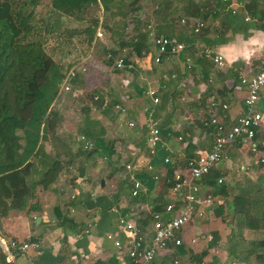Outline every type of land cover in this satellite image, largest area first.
<instances>
[{
  "label": "crops",
  "instance_id": "0c3cea01",
  "mask_svg": "<svg viewBox=\"0 0 264 264\" xmlns=\"http://www.w3.org/2000/svg\"><path fill=\"white\" fill-rule=\"evenodd\" d=\"M232 1L239 4L234 14L223 11L219 0H112L107 9L99 3L87 6L81 21H64L68 30H81L89 18L100 25L90 43L84 36L65 43L70 45L65 55L71 58L69 66L84 64L87 70L66 92L70 99H55L60 126L48 131L41 143L38 172L52 164L53 181L36 189L28 210H10L0 218V238L33 239L40 247L38 253L16 254L15 264H128L106 235L126 243L127 235L117 225L120 218L149 235L150 212H161L165 203L177 200L166 180L174 172L188 177L185 160L211 147V128L200 126L208 104L226 105L218 120L227 127L234 124L246 95L240 79L264 67V0ZM191 20L205 22L198 35L190 33ZM159 36L183 44V51L155 64L152 37ZM136 42L139 48L132 47ZM205 47L222 57L221 66L202 56ZM122 50L125 66L117 71L112 64ZM148 89L155 92L157 104L145 97ZM146 109L154 110L159 126L154 155L145 143ZM255 110L264 117V86ZM81 137L92 143L91 151L82 150ZM253 140L264 142V125ZM223 154L219 169L200 182V196L212 195L213 205L203 218H192L181 228L180 246L160 251L152 264H173V259L178 264H230L225 247L231 199L214 194L213 180L222 172L226 192L246 179L264 188V169L247 143L228 145ZM126 164L132 165V174L124 169ZM130 175L141 185L136 198L130 196ZM89 223L93 226L85 232Z\"/></svg>",
  "mask_w": 264,
  "mask_h": 264
},
{
  "label": "trees",
  "instance_id": "16d2710c",
  "mask_svg": "<svg viewBox=\"0 0 264 264\" xmlns=\"http://www.w3.org/2000/svg\"><path fill=\"white\" fill-rule=\"evenodd\" d=\"M40 2L0 0V218L10 210H28L36 189L54 179L52 164L38 172V159L43 157L41 143L47 132L60 126L61 115L53 105L63 94L61 84L68 68L54 61L45 42L54 36L57 43L84 36L90 43L100 25L97 19H87L81 30L63 29L64 21H81L87 6L99 3L107 9L112 0H48L44 17L36 18ZM138 44L131 45L139 48ZM214 194H228L231 199V228L225 247L229 263L264 264V238L246 239L245 235L264 231L260 182L246 179L227 192L222 184L214 188ZM0 262L6 264L1 250Z\"/></svg>",
  "mask_w": 264,
  "mask_h": 264
},
{
  "label": "built area",
  "instance_id": "2783aa9c",
  "mask_svg": "<svg viewBox=\"0 0 264 264\" xmlns=\"http://www.w3.org/2000/svg\"><path fill=\"white\" fill-rule=\"evenodd\" d=\"M223 11L226 13L234 14L236 7L239 5L232 0H219ZM247 21V18L244 19ZM185 20L181 19L180 23L185 24ZM188 23L190 33L198 35L205 28V22L202 20H191ZM264 26V22H263ZM150 29V26H147ZM152 31L149 35L152 36ZM152 43L156 52L153 59L155 64L161 60L167 61L170 57L177 55L183 51L184 47L181 43H176L167 37L159 36L152 37ZM202 56L210 59L215 66L222 65V57L218 54H212V51L205 47L202 50ZM124 50L122 54L117 57L113 62L112 67L114 70H122L124 68ZM64 80L61 84V92L66 93L70 91L69 81L75 79L79 75L86 73L84 64H72L67 67ZM240 83L245 86L246 95L243 99V113L238 116L235 123L227 127L220 120H218L217 113L223 112L226 105L211 102L206 109V117L200 120V126L206 130L211 128V147L208 152L196 158L185 160L184 167L188 172V177H184L179 172H174L170 180L166 182L170 185V192L176 196V201H168L163 205L161 212H150L151 218V232L149 235L143 233L138 226L133 222L127 221L123 218L118 219L117 225L119 231L127 235L126 243L123 244L119 240H115L111 235H106V239L112 242L113 247L117 253L125 255L128 259V264H152L154 257L168 246L178 247L182 244L180 233L181 228L190 222L192 218H203L207 208L213 205V196L206 193L199 194L200 182L212 170L219 169V165L225 159L224 150L228 145L235 142H244L248 145V150L251 154L256 155L258 163L264 169V142L254 141L255 131L260 126L264 125V117L261 113L255 110V106L262 87L264 86V67H261L255 75L250 78H241ZM145 97L151 99L153 104H157L158 98L155 92L148 89L144 92ZM97 96L92 99L95 100ZM146 112V147L149 155H154L160 142V133L158 121L154 117V110H145ZM131 125V124H129ZM187 133L179 135L178 141H181ZM83 151H91L93 149L92 143L85 139L80 138ZM102 159H105L102 157ZM169 158L164 159L167 163ZM124 169L132 174V165H124ZM147 170L151 166H146ZM154 180H159V175L153 176ZM129 181L131 183L130 196L136 198L141 189L140 183L130 175ZM215 186L223 184V173L213 180ZM72 198V197H71ZM141 209V207L139 206ZM93 226L92 223L87 225L85 232ZM193 242V241H192ZM0 250L4 255L6 264H15L14 257L18 253H23L26 250H31L34 253L40 251L39 244L36 242H24L18 240H8L0 238ZM173 264H178L177 259H173ZM22 264H32L29 261ZM107 264V263H106ZM203 264V263H201ZM217 264H223L218 262Z\"/></svg>",
  "mask_w": 264,
  "mask_h": 264
},
{
  "label": "rangeland",
  "instance_id": "374dc122",
  "mask_svg": "<svg viewBox=\"0 0 264 264\" xmlns=\"http://www.w3.org/2000/svg\"><path fill=\"white\" fill-rule=\"evenodd\" d=\"M47 3H48V0H41L40 4L36 7V10H35V17L36 18L44 17V15L47 11L46 10L47 9V6H46ZM67 27H69V25L65 24V22H64L63 23V29H65ZM54 38L56 39V36L48 38L47 41L45 42L46 51L48 53L52 54L55 62L60 63L65 67H69V63H70L71 58L65 59V55H66V53H68V51H69L68 48L70 45H66L62 41L60 43H57V41L54 40ZM70 97L71 96L69 95V93H67V94L65 93V94L60 96V98L62 100H68V99H70ZM245 235L247 236L246 239L255 238V237L256 238H264V231H260L257 233H245Z\"/></svg>",
  "mask_w": 264,
  "mask_h": 264
}]
</instances>
